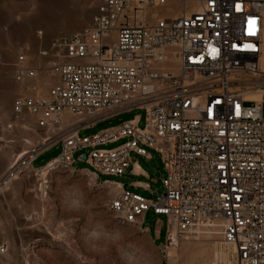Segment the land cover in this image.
<instances>
[{"label":"built area","instance_id":"obj_1","mask_svg":"<svg viewBox=\"0 0 264 264\" xmlns=\"http://www.w3.org/2000/svg\"><path fill=\"white\" fill-rule=\"evenodd\" d=\"M98 2L89 28L41 51L58 78L48 95L13 105L17 121L26 115L64 133L59 157L35 169L40 194L53 172L84 162L78 153L88 151L89 171L107 178L152 150L164 193L153 201L122 190L111 210L128 224L143 225L150 211L166 216L170 247L221 223L234 264H264V0ZM175 3L194 9L172 19L157 12ZM14 68L20 84L36 77L25 55ZM133 110L145 111L144 128L139 117L92 137L64 126L65 116L92 127Z\"/></svg>","mask_w":264,"mask_h":264},{"label":"rangeland","instance_id":"obj_2","mask_svg":"<svg viewBox=\"0 0 264 264\" xmlns=\"http://www.w3.org/2000/svg\"><path fill=\"white\" fill-rule=\"evenodd\" d=\"M98 1L0 0V245L7 248L0 254V264H234L221 223L193 237L178 238L173 247L166 240L170 226L166 216L150 211L143 225L125 223L110 205L121 193L112 182L126 185L137 180L126 175L99 179L85 162L77 163L76 169L53 172L47 195L40 194L31 161L47 149L36 159L35 168L58 158L64 133L38 129L26 115L17 121L13 105L19 97L48 95L58 78L49 59L40 56L41 51L57 39L89 28ZM193 9L192 4L185 8L175 3L157 12L172 19ZM20 55H25L28 66L36 70L34 79L21 84L15 79L14 68ZM145 115L144 110L122 113L86 129L81 136L92 137L137 117L144 128ZM73 120L65 119L64 126L73 127ZM47 138L51 139L45 141ZM124 142L104 148L112 150ZM150 153L151 161L135 154L132 160L150 175L153 191L140 193L156 201L155 192L159 196L164 193L163 165L159 154ZM84 155L88 151L76 158ZM147 229L160 231L161 240H152Z\"/></svg>","mask_w":264,"mask_h":264},{"label":"crops","instance_id":"obj_3","mask_svg":"<svg viewBox=\"0 0 264 264\" xmlns=\"http://www.w3.org/2000/svg\"><path fill=\"white\" fill-rule=\"evenodd\" d=\"M70 118L72 117H69V116H65V119L66 120H69L70 122ZM110 119V118H109ZM109 119H105V120H102V121H98L96 122L93 126H96L99 122H103V121H106V120H109ZM73 124H70V126H73V129H70L69 132L71 131H74V132H78V134L81 136V133L83 131H85L86 129H89V128H92L91 126L89 127H85L82 123H80V121L78 120H73ZM114 128V127H112ZM111 128H108V129H104L101 132H104L106 130H109ZM96 135V134H95ZM94 136V135H92ZM83 137H87V136H83ZM48 150V149H47ZM46 150V151H47ZM46 151L42 152L41 154L37 155L35 158L32 159L31 161V165L34 169H37L34 167V163L36 161V159L42 155L43 153H45ZM150 152H153L155 153L154 151L152 150H149ZM148 152V156L147 157H143L149 161L152 160V154ZM157 153V152H156ZM136 155V154H135ZM138 156V155H136ZM141 157V156H140ZM49 164V163H48ZM46 164V165H48ZM87 165V164H86ZM163 165V164H162ZM45 167V166H44ZM39 169V168H38ZM126 177H129V178H132V179H137L136 181H130L128 184L124 185L123 182H118L116 184H114L113 182L111 184L115 185L118 187V189L122 192V190H128V191H131L132 193L136 194V195H140L142 196L143 198L145 199H148V200H151L150 198H146L144 197L140 192L142 193H145V194H149L153 191V188L149 182L150 180V175H149V172H147L145 169H142V166L138 163V162H133L132 160V156H131V167L130 169L128 170V173L126 174ZM163 177H164V169H163ZM163 177H162V180H163ZM142 178H145L147 181H139L140 179ZM100 179V178H99ZM110 183V182H109ZM157 193V191L155 192V194ZM149 234H150V238L154 241L156 240H161V234H160V231L156 230L155 233L150 230V229H147ZM166 241V240H165ZM165 243V242H164ZM163 245V243L161 244Z\"/></svg>","mask_w":264,"mask_h":264},{"label":"bare ground","instance_id":"obj_4","mask_svg":"<svg viewBox=\"0 0 264 264\" xmlns=\"http://www.w3.org/2000/svg\"><path fill=\"white\" fill-rule=\"evenodd\" d=\"M262 61H263V64H264V59H263ZM248 99L255 100V101H260V100L262 99V96H261L260 94H253V95L249 96ZM50 139H51V138H47L45 141H48V140H50ZM24 155H26V153L23 154V155H20V158H21L22 156H24ZM221 226L223 227V225H221ZM213 227H215V226H213ZM200 232H201V231H200ZM200 232H198L197 235H198ZM172 234H173V235L176 234V232H175L174 229L172 230ZM174 245H177V239H176V243H175ZM232 250H233V252H234V249H232ZM229 264H233V263L230 262Z\"/></svg>","mask_w":264,"mask_h":264},{"label":"water","instance_id":"obj_5","mask_svg":"<svg viewBox=\"0 0 264 264\" xmlns=\"http://www.w3.org/2000/svg\"><path fill=\"white\" fill-rule=\"evenodd\" d=\"M83 161L85 162L87 160L86 155L82 156Z\"/></svg>","mask_w":264,"mask_h":264}]
</instances>
